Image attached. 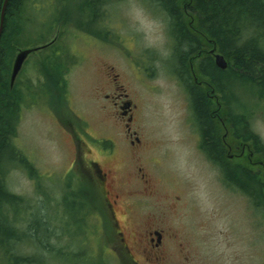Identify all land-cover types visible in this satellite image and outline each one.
Returning a JSON list of instances; mask_svg holds the SVG:
<instances>
[{
    "label": "rangeland",
    "instance_id": "374dc122",
    "mask_svg": "<svg viewBox=\"0 0 264 264\" xmlns=\"http://www.w3.org/2000/svg\"><path fill=\"white\" fill-rule=\"evenodd\" d=\"M80 2L23 0L21 6L22 35L12 44V61L19 48L56 41L30 53L9 86L20 96V116L11 141L19 155L7 162L4 182L6 191L20 199L12 205L0 202L1 214L17 234L7 249L21 256L35 254V264H127L108 252L111 242L102 236L94 216L72 208L79 217L77 224L71 223V210L64 201L72 192L59 190L69 181L74 153L55 117L62 123L78 116L90 134L87 138L115 140L108 160L125 172L131 158L103 96L111 91L106 83L115 78L135 104L132 128L145 142L140 164L152 179L151 194L142 191V198L129 199L127 209L150 212L157 224L170 227L175 241L183 243L189 254L186 264H264L263 208H253L246 195L225 185L200 150L188 94L174 72L177 64L171 55L166 15L149 0H101L94 22L91 12L78 11ZM62 8L72 18L78 16L91 32L75 27L76 23L54 22L55 9ZM53 53L59 61L54 75L46 60ZM190 70L197 81L208 80L199 73L197 61ZM9 75L10 70L8 83ZM242 91L240 98L233 96L227 111L231 118L244 112L264 143V134L254 127L264 125V99L256 101ZM90 140L86 145L93 149ZM238 159L229 160L245 165L244 158ZM257 163L251 159L247 168L259 170L262 165L258 159ZM81 181L87 190L88 184ZM107 234H111L108 228ZM169 247L174 251L171 259L183 264L174 255L176 244ZM0 264H7L2 248Z\"/></svg>",
    "mask_w": 264,
    "mask_h": 264
},
{
    "label": "trees",
    "instance_id": "16d2710c",
    "mask_svg": "<svg viewBox=\"0 0 264 264\" xmlns=\"http://www.w3.org/2000/svg\"><path fill=\"white\" fill-rule=\"evenodd\" d=\"M149 1L156 4L167 17L172 40L171 55L177 64L174 72L188 94L193 122L200 137V150L219 170L225 185L246 195L253 208H263L264 212V143L251 129L250 120L244 112L231 118L227 111L233 96L235 99L240 98L239 91L242 90L247 91H242L243 94L256 101L264 99V0ZM99 2L101 0H82L78 11L91 12L95 22ZM22 3L23 0H7L0 32V202L5 201L11 205L18 204L20 198L6 191L4 175L7 162L19 155L11 141L16 133L21 104L16 89H9L8 74L14 52L12 44L22 35ZM56 10L53 21L58 25L76 23L75 27L91 32L87 26L81 25L78 16L72 18L64 13V8L59 12ZM83 14L89 17L85 13L79 15ZM87 21H90L89 18ZM51 40L45 47L54 45L56 39ZM49 41L43 40L42 43ZM213 46L227 60L226 68L220 69L214 64L208 52ZM46 60L52 64L47 66L54 75L59 65L55 53ZM195 61L198 62L199 73L208 79L202 86L194 82L196 74L190 70ZM224 128L229 130L228 134H224ZM220 129H223L222 132ZM228 145L232 149L237 146L246 148L242 156L238 157V160L245 159L242 160L245 165L228 159ZM251 159L255 164L258 159L262 167L259 170L248 169ZM82 187L79 184L78 190H70L76 200L71 201L67 197L64 201L66 204L75 203L77 211L85 203L80 196L85 193ZM13 237L16 238L17 234L9 226L6 216L0 212V248L3 249L7 264H35V254L21 256L7 249Z\"/></svg>",
    "mask_w": 264,
    "mask_h": 264
},
{
    "label": "flooded vegetation",
    "instance_id": "af4514ba",
    "mask_svg": "<svg viewBox=\"0 0 264 264\" xmlns=\"http://www.w3.org/2000/svg\"><path fill=\"white\" fill-rule=\"evenodd\" d=\"M194 82L199 86L204 84L195 78ZM101 85L99 89H102ZM106 87L111 88V91L103 95L108 101L107 113L120 126L126 155L131 159L124 168L125 172H120L114 163L108 160L114 151L115 140L96 136H90L92 139L90 140L87 138L90 134L84 124L79 122L78 116L62 123L55 117L61 129L66 131L74 153L69 166L71 174L69 181L59 190H78L81 180L88 184L87 190L83 188L84 186L81 188L85 191L80 195L85 203L80 205V210L86 215H91V219L94 216L102 227V236L104 234L103 237L111 242L108 252L114 258L125 259L127 264H177L170 256L174 251H171L169 243L173 242L178 248L174 255L177 253L176 258H181L183 264H186L189 262V254L184 250L183 243L175 241L176 235L170 227L157 224L159 221L150 212L128 210L126 207L129 199L142 198V191L151 194L152 179L143 164H140L145 142L141 140L136 129L132 128L135 104L126 98V93L116 84L115 78L107 82ZM89 140L93 142L91 145H94L95 155L92 154L93 149L86 145ZM244 149L246 148L242 146L232 149L228 145L226 156L229 159L241 157ZM85 154L88 156L85 157ZM26 172L29 174V171ZM68 199L76 200L72 195ZM66 205L67 210H71L69 213L71 223L77 224L79 217L75 213L77 205L75 203ZM79 214L83 216V213ZM107 228L110 235L107 234Z\"/></svg>",
    "mask_w": 264,
    "mask_h": 264
},
{
    "label": "water",
    "instance_id": "95a60500",
    "mask_svg": "<svg viewBox=\"0 0 264 264\" xmlns=\"http://www.w3.org/2000/svg\"><path fill=\"white\" fill-rule=\"evenodd\" d=\"M6 2L7 0H3L2 1V5H1V10H0V32L2 29V23H3V16H4V9L6 6ZM53 40L45 43V44H41V45H37V46H33V47H26V48H22V49H18L16 54L14 55L12 64H11V69H10V75H9V86L11 87L14 79L17 75V73L19 72L25 58L32 52L37 51L38 49H41L47 45H49ZM208 52L211 54L214 64L220 68V69H224L227 67V60L225 59V57L215 51V47H211Z\"/></svg>",
    "mask_w": 264,
    "mask_h": 264
},
{
    "label": "clouds",
    "instance_id": "9594fccd",
    "mask_svg": "<svg viewBox=\"0 0 264 264\" xmlns=\"http://www.w3.org/2000/svg\"><path fill=\"white\" fill-rule=\"evenodd\" d=\"M163 43V38L161 37V44ZM255 130L258 132H261L262 134H264V125H255Z\"/></svg>",
    "mask_w": 264,
    "mask_h": 264
},
{
    "label": "bare ground",
    "instance_id": "6f19581e",
    "mask_svg": "<svg viewBox=\"0 0 264 264\" xmlns=\"http://www.w3.org/2000/svg\"><path fill=\"white\" fill-rule=\"evenodd\" d=\"M261 26V25H260ZM218 81V80H217ZM207 99V98H206ZM39 214V213H38Z\"/></svg>",
    "mask_w": 264,
    "mask_h": 264
}]
</instances>
